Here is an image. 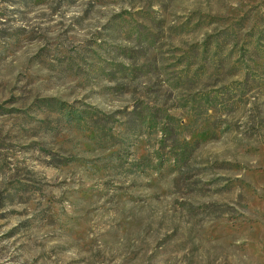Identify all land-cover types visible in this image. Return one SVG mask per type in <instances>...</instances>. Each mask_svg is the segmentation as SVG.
I'll return each instance as SVG.
<instances>
[{
    "label": "rangeland",
    "instance_id": "1",
    "mask_svg": "<svg viewBox=\"0 0 264 264\" xmlns=\"http://www.w3.org/2000/svg\"><path fill=\"white\" fill-rule=\"evenodd\" d=\"M0 264H264V0H0Z\"/></svg>",
    "mask_w": 264,
    "mask_h": 264
}]
</instances>
